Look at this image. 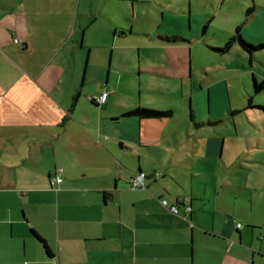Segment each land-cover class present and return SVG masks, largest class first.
Returning a JSON list of instances; mask_svg holds the SVG:
<instances>
[{
  "label": "crops",
  "instance_id": "1",
  "mask_svg": "<svg viewBox=\"0 0 264 264\" xmlns=\"http://www.w3.org/2000/svg\"><path fill=\"white\" fill-rule=\"evenodd\" d=\"M209 2L0 0V264H264L244 241L264 228V111L229 104L235 70L264 105V48L214 49L264 43V0ZM219 35L208 50L244 61L196 78V44Z\"/></svg>",
  "mask_w": 264,
  "mask_h": 264
},
{
  "label": "rangeland",
  "instance_id": "2",
  "mask_svg": "<svg viewBox=\"0 0 264 264\" xmlns=\"http://www.w3.org/2000/svg\"><path fill=\"white\" fill-rule=\"evenodd\" d=\"M209 1L210 0H194L193 11H195V14L203 13L205 11V7L211 5V2ZM124 4H125L124 2L116 3V5L120 7L123 6ZM115 11H120V10H115ZM223 39L224 38H222L221 35L217 37L213 36L209 38L208 40H205V41L203 40L196 44L195 63H194V66H192L193 72L195 73L196 78H200L201 76H203L204 71L208 70L210 66L212 65L213 66L220 65V66H226L227 68H230V67L235 68L239 66L240 64H242V61L244 60L240 56V53H239L240 51L236 53H231L230 55L227 54L225 57H223L218 54H213L211 51L208 50L210 45H215V46L222 45L224 41ZM106 56H108V53L106 54ZM258 61L261 63H264V54H259L258 59L255 60V70L257 71V73H261V71L264 72V64H260ZM243 64L246 66V68L251 69V67L247 64V62H244ZM230 75H231V86L233 88V95L229 99V104L231 105L232 109L239 110L243 104L245 103L247 104L246 95L242 93V90L244 87L243 81H242V73L241 71L233 70L230 73ZM217 76H220V74L217 73ZM136 92L137 91L133 93H136ZM139 93L140 91H138L136 97H139ZM206 104H207L206 102H203V106H202L203 111H205V109L207 110ZM182 105H183V110L185 111V113L189 114L191 112V107L189 105V102H183ZM227 111H229L228 107H227ZM252 112H258V111H252ZM205 116L206 114L205 115L203 114V117ZM252 117L254 118V120L256 121L258 120V116H252ZM238 118H241L244 123H247L249 120V115L241 114V117H237V119ZM230 124H232L231 121H230ZM261 187L264 188V184ZM262 236L264 237V228L262 230H259V234L257 236L253 237L252 234L247 235V237L245 238L246 240L244 241L247 242L248 244H251V246L253 247H258L259 245H262L263 250H264V240Z\"/></svg>",
  "mask_w": 264,
  "mask_h": 264
},
{
  "label": "trees",
  "instance_id": "3",
  "mask_svg": "<svg viewBox=\"0 0 264 264\" xmlns=\"http://www.w3.org/2000/svg\"><path fill=\"white\" fill-rule=\"evenodd\" d=\"M176 40V38H174ZM237 42L239 43L240 46H242L245 50L249 52H253L259 49L264 48V43L260 44H252L248 41H246L242 35L237 31V33L230 38L229 41H227L223 46L221 47H214L215 50L219 52H227L230 50L232 45ZM254 87L256 88L257 91H262L264 89V79L261 81L254 80ZM247 108L249 107H257L260 108L264 111V105H254L253 103V98L250 97L248 98L247 101ZM173 114V110H162V109H157V108H152V107H144V106H137L130 111L126 113V115H133L137 116L139 118H161V117H170ZM40 239L44 242V239L40 237ZM44 245L46 248H48L47 244L44 242Z\"/></svg>",
  "mask_w": 264,
  "mask_h": 264
},
{
  "label": "built area",
  "instance_id": "4",
  "mask_svg": "<svg viewBox=\"0 0 264 264\" xmlns=\"http://www.w3.org/2000/svg\"><path fill=\"white\" fill-rule=\"evenodd\" d=\"M108 92H103L99 96L95 97L93 100L98 104V106H101L105 104L108 100ZM58 172H62V168L58 169ZM145 178H146V173L141 172L140 174L134 176L131 180V184L133 187H144L145 186ZM63 181V178L60 176V174H56L51 178V184L52 186H58L61 182ZM162 204L164 206H168L169 209L178 214L179 213V207L175 204H169V202L166 199L161 200ZM191 207L186 208V212L190 211ZM238 227H242V223L238 224Z\"/></svg>",
  "mask_w": 264,
  "mask_h": 264
}]
</instances>
